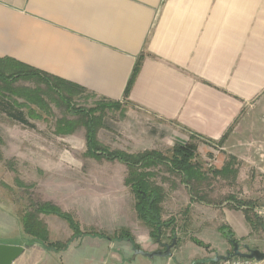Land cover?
Wrapping results in <instances>:
<instances>
[{"label": "crops", "instance_id": "obj_1", "mask_svg": "<svg viewBox=\"0 0 264 264\" xmlns=\"http://www.w3.org/2000/svg\"><path fill=\"white\" fill-rule=\"evenodd\" d=\"M0 60L119 102V113L147 119L167 131L173 145L190 136L222 142L218 150L237 161L235 182L243 197L264 201V190H251L264 188V128L258 124L260 118L264 127V0H0ZM114 204L90 210L99 221L92 229L109 230L119 217ZM243 208H223L224 218L229 224L244 218ZM110 229L113 234L114 225ZM47 230L51 237L54 231ZM131 230L141 248L157 250L147 228ZM40 249H24L12 264L159 259L137 255L120 238L88 234L54 251L52 262Z\"/></svg>", "mask_w": 264, "mask_h": 264}, {"label": "rangeland", "instance_id": "obj_2", "mask_svg": "<svg viewBox=\"0 0 264 264\" xmlns=\"http://www.w3.org/2000/svg\"><path fill=\"white\" fill-rule=\"evenodd\" d=\"M12 72L13 65L0 61V74L3 77ZM26 89L35 90L44 101L42 109L29 103L39 112L38 118L29 116L27 106L21 105L28 103L26 99L19 93H11L12 90L22 92ZM60 90L66 91L67 88L60 85ZM73 92L69 100L73 109L84 111L97 104L103 107L97 108L95 112L102 113L96 139L103 149H120L128 153L153 149L167 157L171 156V148L176 140L167 131L155 128L144 118L130 119L117 111L119 107L102 106L101 100L83 91ZM67 105V101L35 77H17L10 81L0 77V243L18 244L24 249L41 248L45 258L52 262L57 252L33 242L32 237L24 232L22 216L25 212L33 211L41 202L50 201L70 213L80 229L82 227L81 231L89 232L95 230L91 228L92 224L99 222L92 218L90 210L98 207L97 204H101L99 208L102 210L105 209L102 205L104 202H114L119 217L115 223L109 224V230L105 228L102 233L112 238L119 236V232H128L137 248L133 247L130 240H122L134 249L146 251L137 244L130 231L132 228H147L150 238L157 245L154 251L164 250L165 247L160 246L156 236L151 235L157 234L155 218L148 210L145 217L139 213L138 206L147 209L145 195L143 202L132 187L125 183L131 169L118 160L110 161L104 156L86 154L82 119ZM67 121H71L68 127L74 132L59 134L60 126ZM258 124L264 128L260 118ZM189 142L195 145L191 162L198 165L201 173L199 179L190 181L192 190L181 182L182 175L168 171L164 164L145 168L146 171L151 169L154 172V176L146 182L149 188H161L159 200L151 209L162 224L160 241L170 244L175 236L170 256L154 255L150 260L159 258L157 264H178L180 261L187 264H219L237 257L246 258L234 256L214 260L215 256L232 251L231 240L238 241L241 252L246 253L247 248L264 251V201L253 202L243 197L247 193L243 195L239 183L235 182L237 161L218 150L222 144L220 141L212 143L191 136L182 144ZM229 162L234 165L231 171H220ZM251 190H259L260 195L264 188L255 187ZM191 195L194 198L197 196V199H192ZM231 195L236 200L248 202L247 205L252 207L245 211L243 208L244 218L230 219L234 225L228 223L224 218L227 213L222 212L223 208L229 210L233 206L227 202ZM241 205L246 204L240 202ZM256 206L260 210L254 209ZM38 218L54 231L52 238L48 233L49 240L66 242L68 246L75 238L66 220L43 213H39ZM113 225L115 231L112 234L109 232ZM225 230L231 234L230 239L226 237Z\"/></svg>", "mask_w": 264, "mask_h": 264}, {"label": "trees", "instance_id": "obj_3", "mask_svg": "<svg viewBox=\"0 0 264 264\" xmlns=\"http://www.w3.org/2000/svg\"><path fill=\"white\" fill-rule=\"evenodd\" d=\"M1 62L3 60H0ZM4 62V61H3ZM139 67V62L137 61L131 77L129 79V82L125 88L124 95L126 96L128 94L131 82L138 70ZM0 77L2 80H14L17 77H35L38 80L44 82L47 86H49L50 89L54 90L64 101H67V106L70 109H73L72 103H70V97L74 93L73 89L75 86L62 82L58 80L54 76H50L47 74H43L40 71H38L35 68L31 67H26V68H20V67H14L13 66V72L9 74L7 77H3L0 74ZM60 85H65L67 88L66 91H61L60 90ZM81 91V90H78ZM83 91V90H82ZM12 95L18 94L22 98L26 99L28 103L21 104L24 106H27L28 108V113L29 116L32 118H38L40 115L38 114V111H35L32 105H35L36 107H42V103L44 101L40 98V96L37 94L35 90H23L22 92H18V90H12ZM30 103V105H29ZM101 105H108L112 106L115 108H118L120 103L116 101H101ZM97 108H103L100 107L99 104L95 105L93 108H90L88 110H82L80 109H73L72 112L77 113L78 118L81 120L82 119V125L85 128V145H86V154L88 155H93L94 157H102L104 156L105 159L107 160H118L126 166L131 169L129 176L127 177L125 183L128 184L129 186L132 187L133 191L136 192V195L141 198V200L144 202L143 194L147 198H153L151 202V209L152 205L159 200V195H160V190L161 188L159 186H153L151 189L149 188L148 184L146 182L149 181L150 177L154 176V172L149 169V171H146L145 168L155 165V164H164L167 168L168 171L178 173L182 175L181 182L184 183L186 186H188L191 190L192 187L190 185V181L192 179L197 180L200 178L201 173L199 172L198 165L195 163L191 162L192 158L194 157V149L195 145L192 144V142L189 143H175L173 147L171 148V156L167 157L166 155H163L160 151L157 150H143L137 153H128L120 149H103L102 146L99 145L96 139V131L98 127L101 125V115L100 114H95ZM71 124V121H67L65 124H63L61 129L58 130V133H71L73 132V129L68 127ZM59 126V125H58ZM191 137V136H190ZM193 137V136H192ZM224 137V136H223ZM222 140V138H221ZM228 169V166L223 167L220 171ZM197 197V196H196ZM195 197V198H196ZM192 199H195L194 196L191 195ZM231 198L228 200L229 203L233 206H240V202L245 205V209H251L252 207L248 206V202L246 201H240L234 199V196H229ZM197 199V198H196ZM139 213L141 214L142 217H145L148 214V211L146 207L143 206H138ZM154 211V210H153ZM155 212V211H154ZM43 213L46 215H56L60 217L61 219H64L67 221L69 224L70 228L73 230V235L74 237L80 236L83 234H90V235H95L99 237H107L111 238L109 236H106L102 232H98L95 230L92 231H81L78 222L72 217V215L68 212H64L61 210V208L50 202V201H45L39 203L38 207L34 208L33 211L30 212H25L24 215L22 216V224H23V230L26 234L30 235L32 237V241H36L44 245L45 248L47 249H52L55 251H59L62 249H65L67 246V243H62L59 241H51L48 238V230L47 226L45 223L41 221L40 218H38V214ZM157 213V212H156ZM117 235L112 238H125L128 239L133 243L132 236L128 233H121L119 232ZM153 237L156 235L151 233ZM198 242V241H196ZM199 243V242H198ZM133 247L137 248V246L133 245Z\"/></svg>", "mask_w": 264, "mask_h": 264}, {"label": "water", "instance_id": "obj_4", "mask_svg": "<svg viewBox=\"0 0 264 264\" xmlns=\"http://www.w3.org/2000/svg\"><path fill=\"white\" fill-rule=\"evenodd\" d=\"M144 198L147 201V210L155 218V222L158 224L156 240L160 244V246L165 247V249L162 251H152V252H146L141 249H135L134 251L136 253L149 256V257H152L154 255L170 256L171 255L170 248L174 245L175 236H173L170 244L163 243L160 241V228L162 224L159 222L157 214H155L151 210L152 200L147 199L145 196ZM225 234H226V237L230 239L231 234L227 233L226 230H225ZM231 244H232L231 252H228L226 255H217L214 257V260L217 261L220 259H229L234 256L246 257V258L254 259L256 261L264 260V251H261L258 249H248L247 248V252L245 253L239 250V243L237 240H231ZM23 250H24L23 246L18 245V244L0 243V264H12V262L23 252Z\"/></svg>", "mask_w": 264, "mask_h": 264}, {"label": "built area", "instance_id": "obj_5", "mask_svg": "<svg viewBox=\"0 0 264 264\" xmlns=\"http://www.w3.org/2000/svg\"><path fill=\"white\" fill-rule=\"evenodd\" d=\"M193 264H199V263H193ZM203 264H206V263H203ZM219 264H264V260L255 261V260H251V259L237 257V258H233L230 260L222 261Z\"/></svg>", "mask_w": 264, "mask_h": 264}]
</instances>
